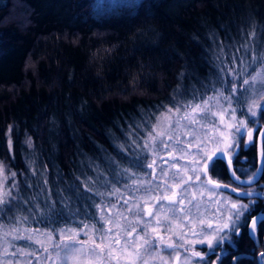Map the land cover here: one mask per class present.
Instances as JSON below:
<instances>
[{
    "label": "trees",
    "instance_id": "trees-1",
    "mask_svg": "<svg viewBox=\"0 0 264 264\" xmlns=\"http://www.w3.org/2000/svg\"><path fill=\"white\" fill-rule=\"evenodd\" d=\"M248 18L253 28L236 40ZM261 38L264 0H0V162L13 176L0 184V246L31 264L40 234L72 227L100 236L107 196L164 170L137 143L152 122L138 111L189 97L212 66L209 48L250 44L257 62ZM134 117L139 124L123 137ZM256 122L264 124V110ZM240 157L253 169L254 145ZM213 165V177L226 179L224 165Z\"/></svg>",
    "mask_w": 264,
    "mask_h": 264
},
{
    "label": "rangeland",
    "instance_id": "rangeland-1",
    "mask_svg": "<svg viewBox=\"0 0 264 264\" xmlns=\"http://www.w3.org/2000/svg\"><path fill=\"white\" fill-rule=\"evenodd\" d=\"M247 21L242 28L237 27L236 40L253 28L254 18ZM258 43L263 51L254 52L260 56L257 62L250 60V44L238 52L231 51L233 47L231 52L222 47L209 48L205 59L212 66L208 64L204 71L206 79L194 84L189 97L176 96L169 107L154 104L149 111L139 110L142 118L152 114V122L151 129L136 139L137 143L148 155V163L158 158L164 170L148 175L155 182L145 181L143 175L134 177L139 184L107 196L100 236L90 235L86 228L72 227L60 229L55 237L40 234L35 239L39 252L31 264H218L225 243L245 223V214L252 210L256 200H241L209 187L201 169L212 152H226L233 159L240 144L247 148L255 143L261 127L256 117L264 110V38ZM241 67L245 71H239ZM137 124L135 117L133 125L125 120L122 136L126 137L129 128ZM9 132L10 125L3 131L4 137ZM28 134L24 132L25 139ZM24 143L30 146L29 141ZM261 145L264 157V136ZM242 161L246 163L245 159ZM248 165L238 167L237 172L243 177L251 175L254 169ZM216 168L213 165L211 170ZM209 177L221 183L218 177ZM7 179L13 181V176L7 165L0 162V184ZM227 183L236 189L240 187L229 179ZM251 189L264 198L261 183ZM188 195L193 202L187 199ZM124 198L128 200L127 206ZM187 211L189 219L184 215ZM178 212L179 219L185 217L186 221L178 219ZM1 249L4 258H8L2 264H30L20 256L16 260L4 246H0V254Z\"/></svg>",
    "mask_w": 264,
    "mask_h": 264
},
{
    "label": "flooded vegetation",
    "instance_id": "flooded-vegetation-1",
    "mask_svg": "<svg viewBox=\"0 0 264 264\" xmlns=\"http://www.w3.org/2000/svg\"><path fill=\"white\" fill-rule=\"evenodd\" d=\"M259 130H260V128H259ZM252 144L254 145L255 152H256L255 167L253 168L254 169L253 173L249 176H246V177H243L244 175H242L239 172H236V169L238 167H242L243 165H245V162L242 161V159H244L243 157L237 158V154H238V151L240 149V146H239V149H238V151L235 154L233 159L230 157V155L228 153L225 152L231 161L232 169H233V172L235 173V175L238 177L244 178V179L245 178L248 179L250 177H253L257 172L256 171L257 170V161H258L257 147H256V143H252ZM243 149H245V148H243ZM216 161H219V160H214L213 162L210 163L209 168H207L208 174L211 175L212 177H213V175L211 173V167L213 166V164ZM235 162H237L238 164L236 165ZM262 165H263V168H262V174H263V170H264V157L263 156H262ZM225 170H226V168H225ZM262 174L260 175L258 182L255 183L254 185H251L249 187H239L236 185L237 187L242 188L241 190H243L245 192L256 193L257 197H250V198L236 197V198H239L241 200H253V199L262 200L264 203V198H259L261 196V194L258 191L251 189V188L259 185ZM226 176H227L226 179H217V180L221 181V183L228 184L227 183V181H228L227 171H226ZM253 211H254V208H252V210L250 212H248L249 215L247 216L248 218L247 217L245 218V223L243 225H241L240 228H237L236 231L233 234H231V237L229 238V242L225 243L226 246L224 247V250H223L220 258L227 256L228 264H264V234L262 236H260L257 232L258 231V225L264 223V221L261 220L256 224V226H253L255 228V238H256L255 241L252 240L253 238L252 239L250 238V236H249L250 234H249V230H248L250 219L253 216H255L256 214L263 213L264 208L261 211H256V212H253ZM242 227H243V229H242ZM252 230H253V228H252ZM242 233H243V235H242ZM220 258L218 259V264H220L219 263Z\"/></svg>",
    "mask_w": 264,
    "mask_h": 264
},
{
    "label": "water",
    "instance_id": "water-1",
    "mask_svg": "<svg viewBox=\"0 0 264 264\" xmlns=\"http://www.w3.org/2000/svg\"><path fill=\"white\" fill-rule=\"evenodd\" d=\"M263 136H264V126H262L260 128V130L258 131L257 136H256V140H255L256 147H257L258 161H257V170H256L257 172L253 177H250L248 179L239 178L233 172L231 161H230L228 155L225 152H215V153H212L211 155L207 156L205 158V160L203 161V164H202L201 173L205 179L206 184L209 187L217 188V189L221 190L222 192H226V193L231 194V195L236 196V197H240V198L257 197V194L254 192L248 193V192H245L239 188L236 189L233 186H230L229 184L220 183V182H217V181L210 179V177L208 175L207 168L209 167L211 162H213L214 160H219L220 162H222L224 164V166L226 168L228 179L230 181H232L235 185L240 186V187H249L251 185H254L255 183L258 182L260 175L262 174L263 165H262V154H261L262 153V145L261 144H262ZM259 198H262V197L260 196ZM263 213L256 214L249 221L250 222L249 226H248V230H249V234H250L249 236L251 239L253 238L252 240H254V241L256 240V238H255V228L253 226H256V224L261 220L264 221V214ZM251 227L253 228V230Z\"/></svg>",
    "mask_w": 264,
    "mask_h": 264
},
{
    "label": "bare ground",
    "instance_id": "bare-ground-1",
    "mask_svg": "<svg viewBox=\"0 0 264 264\" xmlns=\"http://www.w3.org/2000/svg\"><path fill=\"white\" fill-rule=\"evenodd\" d=\"M136 134H139V132H137Z\"/></svg>",
    "mask_w": 264,
    "mask_h": 264
}]
</instances>
